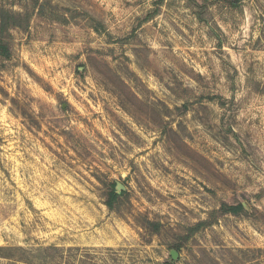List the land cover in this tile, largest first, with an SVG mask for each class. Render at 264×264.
Masks as SVG:
<instances>
[{"label":"rangeland","instance_id":"rangeland-1","mask_svg":"<svg viewBox=\"0 0 264 264\" xmlns=\"http://www.w3.org/2000/svg\"><path fill=\"white\" fill-rule=\"evenodd\" d=\"M0 8L24 20L0 58V248L264 264V0Z\"/></svg>","mask_w":264,"mask_h":264},{"label":"trees","instance_id":"trees-1","mask_svg":"<svg viewBox=\"0 0 264 264\" xmlns=\"http://www.w3.org/2000/svg\"><path fill=\"white\" fill-rule=\"evenodd\" d=\"M20 23H24L23 18L21 19V16L18 13L4 10L0 8V58L2 59H8L10 56V46H9V31L13 27H19ZM111 188L109 189L107 200L105 202L106 207L113 211L115 209L114 205L119 201L120 195L116 193L115 191V184L110 185ZM206 223L199 222L195 226L189 228L187 234H185L180 240L183 242L187 240L191 235L196 234L198 231L203 230L206 227ZM147 228L151 231H154L157 233L160 230V225L154 222H147ZM181 244H176L175 249L176 251H179V249L182 247ZM20 251H23L22 249H19ZM15 249L13 248H0V252H6L7 256H2L1 258H4L6 260L12 261V262H21L23 264H34V261H38L40 264H67L69 260L73 261L77 258L76 255H74L75 251H78V249H68L66 251H60L54 246L48 247L46 250L43 251L42 254H36L27 257L28 253L23 256H13ZM120 250H108L107 255L110 257L112 261H116L118 263L120 260L117 259V255ZM106 259H98L97 262H105ZM80 263H85V261H89L94 263V258H89L87 256H83V259L77 260ZM164 264H174L171 261H168Z\"/></svg>","mask_w":264,"mask_h":264},{"label":"water","instance_id":"water-1","mask_svg":"<svg viewBox=\"0 0 264 264\" xmlns=\"http://www.w3.org/2000/svg\"><path fill=\"white\" fill-rule=\"evenodd\" d=\"M116 190H118V191H120V190H122V187L120 186V185H117L116 186ZM170 257H171V259L173 260V261H175L177 258H178V254H177V252H175V251H170Z\"/></svg>","mask_w":264,"mask_h":264}]
</instances>
